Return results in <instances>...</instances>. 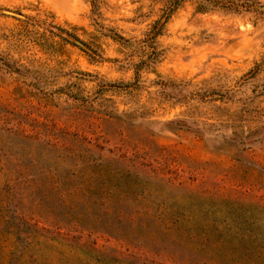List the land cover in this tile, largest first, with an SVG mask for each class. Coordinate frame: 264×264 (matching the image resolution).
Here are the masks:
<instances>
[{
  "label": "rangeland",
  "instance_id": "1",
  "mask_svg": "<svg viewBox=\"0 0 264 264\" xmlns=\"http://www.w3.org/2000/svg\"><path fill=\"white\" fill-rule=\"evenodd\" d=\"M228 1L0 0V264H264V0Z\"/></svg>",
  "mask_w": 264,
  "mask_h": 264
},
{
  "label": "trees",
  "instance_id": "2",
  "mask_svg": "<svg viewBox=\"0 0 264 264\" xmlns=\"http://www.w3.org/2000/svg\"><path fill=\"white\" fill-rule=\"evenodd\" d=\"M184 0H168L167 2V5H166V13H170L171 11L175 10L177 8V6L180 4V2H182ZM198 3H199V8L200 9H207V5L209 3H213L215 4L216 6L221 4L223 6H230L232 7L231 5L232 2L228 1V2H222V0H198ZM226 3H229V4H226Z\"/></svg>",
  "mask_w": 264,
  "mask_h": 264
},
{
  "label": "water",
  "instance_id": "3",
  "mask_svg": "<svg viewBox=\"0 0 264 264\" xmlns=\"http://www.w3.org/2000/svg\"><path fill=\"white\" fill-rule=\"evenodd\" d=\"M9 14H14V13H12V12H8ZM76 42L79 44V45H82L83 46V44L81 43V42H79V41H77L76 40Z\"/></svg>",
  "mask_w": 264,
  "mask_h": 264
}]
</instances>
